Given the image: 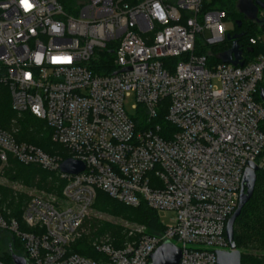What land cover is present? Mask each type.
Wrapping results in <instances>:
<instances>
[{"label": "built area", "instance_id": "built-area-1", "mask_svg": "<svg viewBox=\"0 0 264 264\" xmlns=\"http://www.w3.org/2000/svg\"><path fill=\"white\" fill-rule=\"evenodd\" d=\"M205 1L30 0L35 8L25 13L19 0H0V87L11 109L45 121L52 142L85 165L62 173L67 158L0 127V165L15 160L63 182L60 196L31 195L21 222L0 210V264H16L12 255L26 264H150L167 241L182 251L178 264H218L217 251L229 250L226 225L244 172L251 162L264 168V103L256 99L264 55L213 63L209 47L229 31L226 13L204 10ZM106 54L115 72L97 74ZM163 100L173 132L157 122ZM98 191L132 208L172 211L173 224L153 235L143 226L123 246L95 244L105 262L73 253Z\"/></svg>", "mask_w": 264, "mask_h": 264}, {"label": "trees", "instance_id": "trees-1", "mask_svg": "<svg viewBox=\"0 0 264 264\" xmlns=\"http://www.w3.org/2000/svg\"><path fill=\"white\" fill-rule=\"evenodd\" d=\"M239 0H207L204 2V10H219L224 11L227 17L234 20V30L229 34L231 36L242 33L243 36L237 39L240 48L244 52L245 63L255 60L259 56V52L264 51L258 48L259 42L256 45H250L249 39L256 37L255 28L260 26L264 30V22L247 21L243 19L242 14L237 10V4ZM264 1V0H261ZM241 20L242 25L239 28L237 21ZM232 41L225 40L220 44L209 47L211 50V61L213 63H220L219 56L223 52L230 49ZM208 49H202L201 52H205ZM113 56L104 55L99 61V65L95 69L97 74H111L115 72L112 66ZM104 68L107 72H101L100 69ZM257 101H261L259 95L256 97ZM168 101L163 100L159 104V116L157 122L162 126L164 132H173L175 128L171 126L165 120L166 106ZM16 113L11 109L9 95L5 87H0V127L11 131L10 124L14 121ZM15 125H20V132L16 137L19 142H27L42 148L46 153L56 155L59 152L61 157L67 158L69 155L65 154V150L60 145H57L51 140V130L47 123L43 120H35L29 113L21 115V119L14 121ZM264 130V124L262 125ZM24 167V168H23ZM22 168L13 165L11 172L16 173L17 177L27 181L28 184H36L37 187L43 188L48 191H54L53 181L49 178L51 175L49 171L43 170L37 167ZM42 171V172H41ZM53 174V173H52ZM55 180V179H54ZM60 183H62L59 180ZM63 186V183H62ZM15 203L12 200L9 206H13ZM93 207L105 214L122 218L127 221L140 222L147 227L148 234H157L165 229V226L160 222L157 211L141 205L138 208H132L119 203L102 191H98L97 198ZM23 211V205L19 204L17 208L13 210V216L18 221H21ZM111 227L113 236L118 240H124L120 235L121 229ZM234 241L237 245V249L242 254V264H264V168L257 172V181L251 200L246 204L242 210L241 215L235 222L234 226ZM120 242V241H119ZM71 250L73 253H77L84 257L91 258L98 261L103 255L100 254L89 244L88 239L76 241Z\"/></svg>", "mask_w": 264, "mask_h": 264}, {"label": "rangeland", "instance_id": "rangeland-1", "mask_svg": "<svg viewBox=\"0 0 264 264\" xmlns=\"http://www.w3.org/2000/svg\"><path fill=\"white\" fill-rule=\"evenodd\" d=\"M260 14L262 15V12H260ZM225 23L229 33L232 32L234 30V23H235L234 20L230 17H227ZM254 30L256 37H259L258 48L264 51V30L261 29L260 26H256ZM261 54H263V52H259V56H261ZM133 104H134V98L132 96H129L125 99V106L130 114H134L135 112L132 109ZM18 119H21V116L16 115V117L13 120L15 121ZM14 121L10 124L9 127L12 128L10 130L17 137L20 132V125H15ZM58 154L61 153L59 152ZM65 154L68 153H66L65 151ZM13 165H17L21 168L23 167V165L19 164L15 160H11L7 164L0 165V210L8 219L16 218L13 216V210L17 208L19 204L23 205V210H24L29 198L33 194L44 193L48 195L60 196L63 188L62 186L63 182L58 178L56 174L54 173L52 174L49 172L51 174L49 178L54 182L53 187L55 189L54 191H48L43 188L37 187L36 184L34 185L28 184L27 181H25V178L21 179L17 177L16 173L11 172ZM59 180L62 183H60ZM12 200H14L15 203L13 206H9ZM157 215L160 222L164 226H171L173 224V219L175 218L174 212L167 210H158ZM108 226H112L113 228H116L114 231H116L117 229H121L120 235L124 238V240L123 241L118 240L116 236L114 237L113 231L111 232L110 230L111 227L109 228ZM143 226L144 225L141 224L140 222L127 221L122 218H118L115 216L102 213L96 210L94 207H92L89 212V215L86 217L84 221L82 236L78 240L88 239L89 244L92 247H94L95 244H98L102 241H108L116 246H123L125 243L137 240L140 235L138 230ZM174 243H178V242L174 240ZM189 247L192 248L191 245ZM98 261L105 262L106 261L105 256H102Z\"/></svg>", "mask_w": 264, "mask_h": 264}, {"label": "water", "instance_id": "water-1", "mask_svg": "<svg viewBox=\"0 0 264 264\" xmlns=\"http://www.w3.org/2000/svg\"><path fill=\"white\" fill-rule=\"evenodd\" d=\"M237 10L244 16L245 19L256 22L259 20V11L264 12V1L239 0L237 4ZM241 25L242 21H237V26L239 28ZM242 36V33L233 36L230 34L227 35V39L232 41V46L230 49L220 54L219 59L222 63L231 64L233 66L243 65V50L240 48L237 42V39L241 38ZM260 99L264 103L263 89L260 92ZM84 170V163L73 158H67L60 164V171L62 173L75 175L83 172ZM258 171L259 167L255 163L251 162L244 172L237 208L229 218L226 225V236L229 243V250L217 251L218 264H242V254L240 250L237 249V245L234 241V226L236 220L241 215L242 210L253 196ZM181 256V249L173 243L167 241L151 255L150 264H178L181 260ZM12 259L16 264H26L24 259L16 255H12Z\"/></svg>", "mask_w": 264, "mask_h": 264}, {"label": "clouds", "instance_id": "clouds-1", "mask_svg": "<svg viewBox=\"0 0 264 264\" xmlns=\"http://www.w3.org/2000/svg\"><path fill=\"white\" fill-rule=\"evenodd\" d=\"M19 4L22 7L23 11L25 13H28L30 11H32L35 8V4H33L32 2H30V0H19ZM155 8L160 9L161 6L159 5V3H157L155 6ZM160 18L163 19V12L161 10L160 12ZM55 31H59V27L58 26H53ZM62 62L67 63V64H71L72 63V57L70 55H65L62 58Z\"/></svg>", "mask_w": 264, "mask_h": 264}, {"label": "flooded vegetation", "instance_id": "flooded-vegetation-1", "mask_svg": "<svg viewBox=\"0 0 264 264\" xmlns=\"http://www.w3.org/2000/svg\"><path fill=\"white\" fill-rule=\"evenodd\" d=\"M259 12H260V11H259ZM242 16H243V15H242ZM243 19H244V20H247V21H251V20H249V19H245L244 16H243Z\"/></svg>", "mask_w": 264, "mask_h": 264}]
</instances>
